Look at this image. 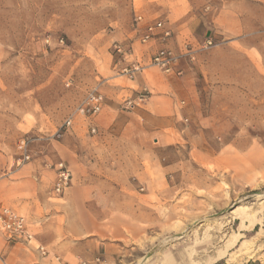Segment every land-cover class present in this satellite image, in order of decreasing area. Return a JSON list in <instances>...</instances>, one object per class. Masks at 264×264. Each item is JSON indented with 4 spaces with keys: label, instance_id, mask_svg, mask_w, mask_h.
Wrapping results in <instances>:
<instances>
[{
    "label": "rangeland",
    "instance_id": "1",
    "mask_svg": "<svg viewBox=\"0 0 264 264\" xmlns=\"http://www.w3.org/2000/svg\"><path fill=\"white\" fill-rule=\"evenodd\" d=\"M221 2L191 0L202 23L190 43L168 46L173 31L162 44L153 41L178 55L185 45L194 51V59L180 58V76H167L148 67L154 49L139 41L138 25L161 19L146 0H0V206L24 216L51 253L43 260L47 254L29 252V262L58 264L47 246L73 240L81 206L68 200L71 188L81 170H96L104 203L90 209L103 220L106 241L121 244L113 264H161L188 248L209 264H264V78L238 79L236 70L224 78L221 63L206 70L222 57L221 43L203 49L211 33L206 12ZM250 12L262 28L264 59V8ZM115 44L130 54H117ZM135 61L147 67L133 80L121 76ZM95 87L105 105L93 120L96 132L81 117L60 129ZM106 88L121 92L116 110L106 109ZM144 90L146 102L126 109L124 101ZM165 98L175 114L162 126L147 115ZM22 138L30 160L18 166ZM59 162L72 181L54 195ZM117 198L130 206L111 205ZM120 232L127 239L116 240ZM9 244L0 237V264L16 262L7 247L29 251Z\"/></svg>",
    "mask_w": 264,
    "mask_h": 264
},
{
    "label": "crops",
    "instance_id": "2",
    "mask_svg": "<svg viewBox=\"0 0 264 264\" xmlns=\"http://www.w3.org/2000/svg\"><path fill=\"white\" fill-rule=\"evenodd\" d=\"M146 6L151 8L154 12L152 14L160 16L159 18L161 19L158 20L164 23L167 30H170L171 33L172 31L174 32L172 44H168L170 47L178 48L185 43H190L194 38L195 31L202 23V20H199V15L193 12L194 8L191 0H146ZM263 8L264 0H222L218 11L215 13L206 12V19L209 20L207 22L209 24L207 31L209 29L211 30L208 38L214 43H221V48L223 49L220 61H213L210 65L207 63V71L215 69L214 66L221 63L224 78L228 76L227 71L229 72L230 70H236V77L242 80L264 78L263 46L259 40L262 28L257 23V17L250 12L253 9L259 10ZM144 25L145 23L140 26L138 25L139 30H142ZM155 42L162 44L160 40H156ZM155 42L147 44L152 51L158 48H156ZM174 82L177 85V81ZM120 93V90L109 91L106 88V109L116 110ZM171 101L168 98H165L163 102L154 100L151 103V110L147 116L156 120L162 126H165L169 120H174L175 110ZM108 116L109 114H105L104 118ZM95 171L81 170V176H78L80 182L77 186L71 188V194L68 200L72 205L81 206V213L73 216L72 220L78 224L72 226L69 230V234L72 235L73 240L59 245H56L55 241L47 246L54 247L53 258L58 261V264H74L76 260H81V262L85 261L88 264H97V261H99V264H113V258L119 252L118 247H121L119 243L106 241L108 238L100 230V226L98 225L103 220L90 209V207L104 203L99 198L97 192L100 188L95 182ZM130 202L131 200L128 198H117L112 201L111 205L115 207H126L127 205L130 206ZM29 227L33 232L30 224ZM126 237L127 235L125 233L120 232L115 239L120 241L127 239ZM34 238L35 244L42 246L47 252V256L43 260L50 258L51 253L37 241L36 236ZM7 245L10 244L7 242ZM28 247H25L29 250L27 252L23 248H18L15 245L5 248L4 253L11 260H13L11 255L16 254L17 259L14 264H32V262H29L31 261L29 252L36 250V246L32 244ZM186 252L183 253L180 251L179 254L167 253L161 264H199L203 259H197L196 251L192 252L189 248ZM101 256H103L102 261H100ZM50 264H53V262L50 261Z\"/></svg>",
    "mask_w": 264,
    "mask_h": 264
},
{
    "label": "built area",
    "instance_id": "3",
    "mask_svg": "<svg viewBox=\"0 0 264 264\" xmlns=\"http://www.w3.org/2000/svg\"><path fill=\"white\" fill-rule=\"evenodd\" d=\"M136 22L137 24L143 22L142 16H137ZM170 37L171 32L165 28L164 23L162 21H154L144 25L139 41L141 44L145 45L156 40L164 41ZM212 46L213 41L208 39L204 42L203 49ZM113 49L117 54L122 56L130 54V50L126 49L121 44H115ZM193 53L194 51L189 45L183 47V52L180 55L166 47H159L149 58L148 67L155 68L167 76H180L181 71L178 70L180 58L185 56L192 60L194 59ZM146 67L147 66L142 65L141 62L135 61L121 67L119 73L128 80H133L136 75L143 72ZM144 92H146V90L141 92L135 99L125 100V108L134 109L145 103L147 94H144ZM104 106V97L98 87L91 89L76 106L73 113L63 122L60 129L67 130L72 127L75 117H81L89 123V131L91 134H94L96 128L92 126L93 120L102 112ZM17 150L19 152L18 166L29 162L30 155L28 140L26 138H22L19 141ZM54 172L55 179L52 186V193L54 195H62L71 184V172L63 162H59L55 165ZM0 237L8 243L24 244L26 246H31L35 242L34 235L29 227L27 219L4 206H0ZM36 251L42 256L47 254L44 248L39 245L36 246Z\"/></svg>",
    "mask_w": 264,
    "mask_h": 264
},
{
    "label": "bare ground",
    "instance_id": "4",
    "mask_svg": "<svg viewBox=\"0 0 264 264\" xmlns=\"http://www.w3.org/2000/svg\"><path fill=\"white\" fill-rule=\"evenodd\" d=\"M145 259H147V258H145ZM263 261V263H264V259H262ZM211 260L210 259H208V261H201V262H199V264H208L209 262H210Z\"/></svg>",
    "mask_w": 264,
    "mask_h": 264
}]
</instances>
